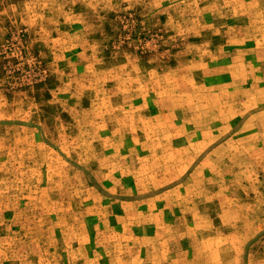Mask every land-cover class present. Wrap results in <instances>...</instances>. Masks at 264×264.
I'll use <instances>...</instances> for the list:
<instances>
[{"label":"rangeland","instance_id":"rangeland-1","mask_svg":"<svg viewBox=\"0 0 264 264\" xmlns=\"http://www.w3.org/2000/svg\"><path fill=\"white\" fill-rule=\"evenodd\" d=\"M0 264H264V0H0Z\"/></svg>","mask_w":264,"mask_h":264}]
</instances>
